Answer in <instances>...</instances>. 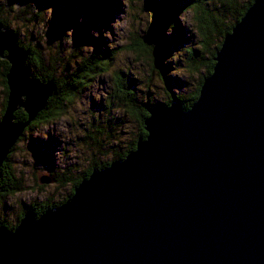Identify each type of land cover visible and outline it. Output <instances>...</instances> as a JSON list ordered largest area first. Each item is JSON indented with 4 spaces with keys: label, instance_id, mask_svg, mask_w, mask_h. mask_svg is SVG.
<instances>
[{
    "label": "water",
    "instance_id": "95a60500",
    "mask_svg": "<svg viewBox=\"0 0 264 264\" xmlns=\"http://www.w3.org/2000/svg\"><path fill=\"white\" fill-rule=\"evenodd\" d=\"M27 55L0 24V167L55 89L30 77ZM213 60L187 110L149 108L146 137L124 159L93 170L59 207L0 228V264H264V0Z\"/></svg>",
    "mask_w": 264,
    "mask_h": 264
},
{
    "label": "trees",
    "instance_id": "16d2710c",
    "mask_svg": "<svg viewBox=\"0 0 264 264\" xmlns=\"http://www.w3.org/2000/svg\"><path fill=\"white\" fill-rule=\"evenodd\" d=\"M33 1L0 0V24L3 28L12 31L16 36L17 44L28 52L25 64L30 77L37 78L42 82L52 80L55 84V89L48 97L44 108L27 123L18 141L24 139L25 133L28 131L29 133L34 132L51 121H57L66 112L69 104H74L77 102L76 99L83 96L82 93L89 87L87 85L93 84L95 78L108 74L110 78L112 77L113 85L108 87L103 101H101L102 104L99 105L102 112L99 115L91 114L87 119V124L80 129L83 135L80 138L77 137L79 140H75L77 146L87 143L90 150L92 146V148H96L94 153L89 154V157L92 158L87 166L76 178L72 179L68 173L74 166L66 168V172L57 175L59 173L55 174V170L50 165L52 172L50 175L53 178L57 179L62 186L70 184L69 193L58 202L46 200L42 204L28 205L26 210H21L17 217H14V221L0 218V228L6 231L13 230L27 210L32 211L38 217L46 210L59 207L72 195L74 188L93 170L103 169L113 161L124 159L128 153L135 149L137 140L146 137L144 120L149 115V108L159 105L166 106L176 100L181 104L183 110H187L197 99L203 79L212 72L213 58L224 36L231 31L234 24L239 21L253 2V0L242 2L238 0H185L181 5L175 6L176 3H179L178 0H158V7L153 11L152 23H149L142 35H139L137 31L131 33L133 37L128 46L129 51L136 52L137 58L145 61L146 65L148 64V71L142 73L141 79L130 76L121 70L113 69L114 50L116 49L110 50L108 46V48L106 47L107 44H102L99 39L91 41L90 35L85 37L88 35L86 33L79 35L76 33L78 16L72 7L73 0H67L66 4H68L69 13L74 16L71 22L74 26L73 34L77 40L74 41V44H69L68 48L58 43V45L46 49L42 44L46 37L40 34L37 29L43 24L41 6L45 4L46 0H37V5H33ZM106 2V0H93L92 6L100 5L104 9L106 8L108 13L112 7ZM92 6L90 10H93ZM78 7L79 10L83 8L81 4ZM186 11H190L192 15L190 29L181 26L178 21L179 16ZM105 19V17L98 16L99 21H105ZM13 20L26 25V34L13 27ZM91 21L94 22V20ZM48 35L54 36L51 29ZM89 43L90 47H88ZM174 48L182 52L178 62L170 61L171 54L175 51ZM173 64L176 68L184 66L190 76L191 72L201 70L192 89L189 88L185 92H172L170 84L173 78L171 76ZM8 67V62L0 58L2 93L0 117L4 112L7 98L5 75ZM153 77L161 81L166 100H156ZM173 84L177 87L180 86L178 82H173ZM140 86H143L144 89H139ZM117 113L123 114L124 117L119 118ZM14 118L15 121H25L27 115L19 109L14 112ZM130 122H134L136 125L135 132H131L128 138L123 141L122 131ZM32 139V137L29 138L28 144L32 152L40 159L41 155L37 152L40 147L48 150L53 147L46 140L37 139L34 141ZM103 141L115 142V145L112 147L108 144V147L105 148L107 144ZM54 145L55 147L52 149L58 150L57 146L60 147V145L56 143ZM15 149L16 145L14 144L0 167V199L10 197L21 190V180L15 175L10 163ZM110 152H112L111 156ZM96 157H111V159L103 161ZM46 168L48 170V167Z\"/></svg>",
    "mask_w": 264,
    "mask_h": 264
},
{
    "label": "rangeland",
    "instance_id": "374dc122",
    "mask_svg": "<svg viewBox=\"0 0 264 264\" xmlns=\"http://www.w3.org/2000/svg\"><path fill=\"white\" fill-rule=\"evenodd\" d=\"M65 1L67 0H46L45 4L41 6L43 24L37 29L40 31V34L46 37V40L42 42L46 49H48V47L50 48V46L58 45V43L68 48L69 44H74V41L77 40L73 34L74 26L71 22L74 16L69 13L68 4H66ZM79 1L81 0H78V2ZM106 1V3H109L112 7L108 13L106 12V8L104 9L100 5L92 6L93 0H82V2H79L83 6L81 10H79L78 7L80 4L76 2V0L72 1V7L78 16L76 20L78 21V25L75 28L76 33L78 35L86 33L88 35H85V37L90 35L92 38L91 41H98L97 39H99L102 44H107L106 47L108 46L110 50L116 49L114 50L115 59L113 61V69L121 70L128 73L130 76L142 79V73L148 71V64L146 65L144 63L145 61H141L137 58L136 52L129 51L128 46L133 37L131 33L137 31L139 35H142L148 28L149 23H152L154 7H158L159 1ZM178 1L179 3H176L175 6L181 5L185 0ZM238 1L242 2L244 0ZM36 3L37 0H34L33 5H37ZM91 6L93 10H90ZM99 15L105 17V21H99ZM191 17V12L186 11L179 16V24L186 27V29H190L192 27ZM91 20H94V22ZM13 23V27L23 31V34H26V25L21 22H15L14 20ZM50 29L51 32L54 33V36L48 35ZM167 36L169 37V34H167ZM90 46L89 43L88 47ZM174 50L175 51L171 54L172 58L170 61L178 62L182 52L176 48H174ZM172 66L174 67V64ZM171 71V76H173V78L170 88H172V92L174 93L178 91L185 92L189 90V88L192 89L195 80H198V76L201 72V70L198 72H191V77L184 66L180 68L174 67ZM111 79L112 77L110 78L108 74L95 78L93 84L87 85V87H89L84 90L85 92L82 93L83 96L76 99L77 102L74 104H69L66 112L63 113L57 121H51L47 125L39 127L34 132L31 131L29 133L28 131L25 133L24 139L20 141H18V139L16 140L14 143L16 149L12 154L10 163L15 175L20 178L22 186L21 190L17 191L14 195L0 199V218L6 219L7 221H14V217H17L21 210H26L28 205L42 204L46 202V200L58 202L69 193L70 184L62 186L57 179L50 175L52 174L50 168L52 166L55 170L54 173H59L57 175H60L66 172V168L74 166L68 173L72 176V179H74L87 166L90 158H92L89 157V154L94 153L96 148H92L93 146L91 145L92 147L90 150L87 143L77 146L75 145V140H79L77 137L80 138L83 135L80 129L83 125L87 124V119L90 118L91 114L99 115L102 112V108H100L99 105L102 104L101 101H103L102 99L108 87L113 85ZM153 79V86L156 87L154 89L156 100H166L161 81L156 77H153ZM173 82H178L180 86L177 87ZM139 89H144V87L140 86ZM1 101L2 93L0 87V102ZM117 116L119 118L124 117V115L120 113H117ZM102 124L103 123H101V126H103ZM135 129L136 125L134 122H130L127 127H124L122 131L123 141L125 138H128L131 132H135ZM31 137L34 141L37 139L42 141L46 140L49 144H52L53 147H55L54 143L57 145L59 144L60 147L57 146L58 150H56V148L55 150L52 149L53 147L49 150L43 147H40L39 151L36 149L38 154L41 155L40 159L39 156H36L32 152L28 144L29 138ZM103 142L107 144L105 148L108 147V144L112 147L115 145V142ZM36 143L39 142L36 141ZM109 155L111 156L112 152H110ZM96 158H101L103 161L111 159V157ZM46 167H48V170ZM41 178L53 179V182L44 184L39 183V179Z\"/></svg>",
    "mask_w": 264,
    "mask_h": 264
},
{
    "label": "bare ground",
    "instance_id": "6f19581e",
    "mask_svg": "<svg viewBox=\"0 0 264 264\" xmlns=\"http://www.w3.org/2000/svg\"><path fill=\"white\" fill-rule=\"evenodd\" d=\"M53 182V181H52Z\"/></svg>",
    "mask_w": 264,
    "mask_h": 264
}]
</instances>
